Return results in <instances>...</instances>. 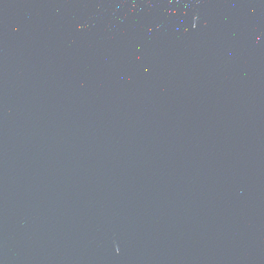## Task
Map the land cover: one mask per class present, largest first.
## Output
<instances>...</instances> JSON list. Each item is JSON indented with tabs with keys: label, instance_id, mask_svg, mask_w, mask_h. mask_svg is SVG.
Masks as SVG:
<instances>
[{
	"label": "water",
	"instance_id": "obj_1",
	"mask_svg": "<svg viewBox=\"0 0 264 264\" xmlns=\"http://www.w3.org/2000/svg\"><path fill=\"white\" fill-rule=\"evenodd\" d=\"M0 264H264V0H0Z\"/></svg>",
	"mask_w": 264,
	"mask_h": 264
}]
</instances>
